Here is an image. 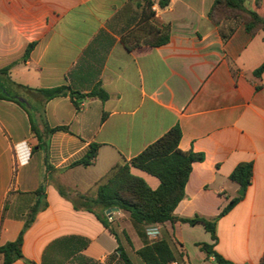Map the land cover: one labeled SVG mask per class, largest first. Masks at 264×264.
<instances>
[{"label": "crops", "instance_id": "1", "mask_svg": "<svg viewBox=\"0 0 264 264\" xmlns=\"http://www.w3.org/2000/svg\"><path fill=\"white\" fill-rule=\"evenodd\" d=\"M215 1L171 0L163 9L154 1L150 17L144 0H0V70L11 67V82L67 87L83 96L100 88L109 95L105 102L84 97L77 108L70 95L45 103L0 80L21 95L41 136L26 108L0 99V247L17 240L41 191L48 207L24 235L27 262L126 264L121 245L132 264H145L137 252L165 240L176 257L169 264H216L200 245L214 244L202 224L136 227L127 212L119 209L110 218L97 209L119 243L96 214L75 207L94 198L118 164L179 127V149L204 160L193 164L174 215L216 220L218 254L236 264H261L264 72L255 73L264 65V30L250 35L242 13L213 10ZM245 7L256 9L254 0ZM257 11L264 17V1ZM167 26L169 42L150 45L151 30ZM46 125L68 131L48 136ZM92 145L99 146L94 164L76 166ZM240 164L253 165L242 197V187L230 180ZM131 173L152 190L160 186L146 172Z\"/></svg>", "mask_w": 264, "mask_h": 264}, {"label": "trees", "instance_id": "2", "mask_svg": "<svg viewBox=\"0 0 264 264\" xmlns=\"http://www.w3.org/2000/svg\"><path fill=\"white\" fill-rule=\"evenodd\" d=\"M154 1H156L158 6L162 9L168 7L171 2V0H144V8L148 11V16L150 17L154 15L152 12ZM263 1L264 0H254L256 9H247L245 7L246 0H216L213 10L226 8L232 12L242 13L244 16L246 31L250 35H254L256 32L264 30V17H262L257 11V9L261 8ZM170 35L171 32L168 26L162 29H152L151 39L148 42L155 47L162 46L169 42ZM33 48V44L28 46L24 57L25 59H27ZM10 69L11 67L9 66L0 70V80H3L4 78L9 79L10 83L16 90L38 96L45 103L58 97H66L70 95L76 107L79 108V100L84 97H96L103 102L107 101L109 98V95L100 88L87 96L70 92L67 87L32 89L11 82L9 77ZM263 72L264 65L255 73V75L260 77ZM20 98V94L10 93L4 85H0L1 100L13 101L26 108L25 105L21 103ZM27 110L30 114L32 130L40 138L41 136L31 115V110ZM104 120L105 116L103 117V121ZM45 129L46 135L48 136H51L57 131H68L65 127L50 128L48 125L45 126ZM181 137L182 133L180 128L175 127L163 138L149 146L144 152L133 158L130 162H121L113 168L108 180L99 186L94 198L85 199V201L80 204L81 206L76 203L75 207H81L96 214L98 218L102 220V223L116 237L119 243L120 241L117 234L109 227L108 223L101 218L96 211L97 209H100L102 213L113 208H118L121 211L127 212L136 227L163 224L167 222L174 223L178 221L192 226L202 224L206 231L211 234L212 240L214 241L213 245L200 244L207 255L213 257L216 264H236L226 260L214 249L215 244L218 241L216 234V220H206L200 217L183 219L174 215L176 208L185 197V188L192 172L193 164L204 160V157L200 154L181 151L179 149ZM43 145L46 147V142H43ZM98 151L99 146L92 145L85 157L75 165H81L84 167L92 166L98 156ZM132 168L146 172L159 179V188L157 190H152L143 179L136 177L131 173ZM252 176L253 165L240 164L231 174L230 180L237 183L242 188L247 189L251 185ZM42 195L41 191L34 193L36 201L29 209L24 228L17 240L0 247V254L4 257L3 264H13L16 261L25 260L23 254L24 235L34 223L37 214L48 207L46 198H40ZM240 200H242V198L231 201L220 216L222 217L226 215L238 202H240ZM5 211L7 212V205ZM119 251L121 252V259L126 264H132L121 245L119 246ZM137 254L145 264H169L176 261V257L170 245L165 240L154 242L139 250ZM25 262L33 264L26 260ZM261 264H264V259Z\"/></svg>", "mask_w": 264, "mask_h": 264}, {"label": "water", "instance_id": "3", "mask_svg": "<svg viewBox=\"0 0 264 264\" xmlns=\"http://www.w3.org/2000/svg\"><path fill=\"white\" fill-rule=\"evenodd\" d=\"M20 101L21 102H25L24 100H22V99H20ZM245 195V188H242L241 190H240V192H239V196H244ZM119 211V209L118 208H113V209H109L107 212H106V214L111 218L112 217V215H113V213H115V212H118Z\"/></svg>", "mask_w": 264, "mask_h": 264}, {"label": "built area", "instance_id": "4", "mask_svg": "<svg viewBox=\"0 0 264 264\" xmlns=\"http://www.w3.org/2000/svg\"><path fill=\"white\" fill-rule=\"evenodd\" d=\"M152 234L154 235V237H157L158 233L156 231H153Z\"/></svg>", "mask_w": 264, "mask_h": 264}]
</instances>
